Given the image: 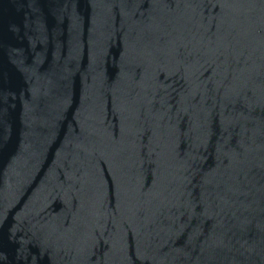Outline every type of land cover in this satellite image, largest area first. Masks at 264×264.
<instances>
[{
    "label": "water",
    "instance_id": "1",
    "mask_svg": "<svg viewBox=\"0 0 264 264\" xmlns=\"http://www.w3.org/2000/svg\"><path fill=\"white\" fill-rule=\"evenodd\" d=\"M0 264H264V0H0Z\"/></svg>",
    "mask_w": 264,
    "mask_h": 264
}]
</instances>
